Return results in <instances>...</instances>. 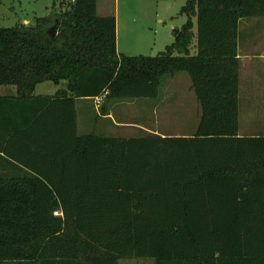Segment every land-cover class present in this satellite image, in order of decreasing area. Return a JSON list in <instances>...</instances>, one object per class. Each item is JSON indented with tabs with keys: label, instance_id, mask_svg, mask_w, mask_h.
Segmentation results:
<instances>
[{
	"label": "trees",
	"instance_id": "1",
	"mask_svg": "<svg viewBox=\"0 0 264 264\" xmlns=\"http://www.w3.org/2000/svg\"><path fill=\"white\" fill-rule=\"evenodd\" d=\"M59 5L0 26V86L17 92L0 98V264H264V136L237 135L238 24L264 0H186L154 57L118 54L95 0ZM180 72L200 109L191 136L78 135L76 99H155ZM46 81L66 88L33 96Z\"/></svg>",
	"mask_w": 264,
	"mask_h": 264
},
{
	"label": "rangeland",
	"instance_id": "2",
	"mask_svg": "<svg viewBox=\"0 0 264 264\" xmlns=\"http://www.w3.org/2000/svg\"><path fill=\"white\" fill-rule=\"evenodd\" d=\"M70 1V0H66ZM97 13L110 14L115 18L118 54L132 56H157L166 44L174 41V31L180 29L187 17L181 13L186 0H95ZM53 2L55 3L52 6ZM60 0H0V26L13 27L28 21L32 24L35 17H52L60 9ZM192 32L196 34V21L193 18ZM252 43L253 58H242L239 68L238 115L239 126L254 133H264V17L245 18L238 24V46ZM196 41L193 37L190 54H195ZM244 45V44H243ZM251 46V45H246ZM240 47V46H239ZM245 47V46H244ZM242 45L240 48H244ZM239 48V49H240ZM246 50L248 47L245 48ZM250 50V49H249ZM127 52V53H126ZM259 56L256 58L255 56ZM130 56V55H126ZM249 58L248 60H246ZM252 58V59H251ZM244 68V69H243ZM65 82L60 85L46 81L36 86L35 94L54 95L64 89ZM5 87V86H4ZM3 88L0 87V91ZM173 94H170V91ZM149 100V101H148ZM142 100H126L104 102L100 104L85 100L78 102V135L97 134L100 130L103 135L112 137H140L149 134L138 125H144L163 135H183L194 132V124L198 122L200 109L195 94L191 88L187 73L180 72L174 76L163 78L159 87L158 98ZM118 103L113 111L118 120H126L133 125V129L119 130L97 122L96 107L99 111L102 106ZM85 105V106H84ZM84 107V109H82ZM123 112L124 118L119 119ZM85 118V121L84 119ZM82 120V121H81ZM119 264H153L152 260H122Z\"/></svg>",
	"mask_w": 264,
	"mask_h": 264
},
{
	"label": "crops",
	"instance_id": "3",
	"mask_svg": "<svg viewBox=\"0 0 264 264\" xmlns=\"http://www.w3.org/2000/svg\"><path fill=\"white\" fill-rule=\"evenodd\" d=\"M96 14H97V16H99V17H107V16H111L110 14H102V15H99L98 13H97V6H96ZM36 18V17H35ZM241 20H243V19H241ZM241 20L239 21V26H240V22H241ZM26 23H29L28 21H26V20H23V22H22V24H26ZM241 43V41H239V46L241 47V45L244 47V48H240L238 45H237V59H238V63H239V68H241V66H242V58H245V57H252L253 58V56L254 55H252V54H254V49L253 48H255V45H253L252 43H247V44H245V43H243V44H240ZM171 44V43H170ZM170 44H166L165 46H164V49H165V47L166 46H168V45H170ZM237 44H238V41H237ZM246 45H251V46H246ZM246 47H248V49L246 50L245 48ZM240 48V49H239ZM164 49L162 50V51H164ZM250 49V50H249ZM116 52L118 53L119 51H118V43H117V38H116ZM127 53V52H126ZM126 55H130V56H132V54H126ZM125 55V56H126ZM137 56H139V55H137ZM140 56H143V55H140ZM256 58H258L259 56L257 55V56H255ZM251 58V59H252ZM260 58V60H264V54H262L261 53V57H259ZM249 58H247L246 60H248ZM244 69V68H243ZM238 74H239V70H238ZM240 80V79H239ZM60 85V84H59ZM58 86V85H57ZM0 87H2L3 88V90L2 91H0V98H9V97H15L16 96V88L14 87V86H0ZM65 88H66V86H65ZM64 88V89H65ZM35 90H36V88H35ZM35 90H34V92H33V96H54V95H47V94H35ZM61 90H63V89H61ZM58 92V91H57ZM172 92H175V91H170V94H173ZM238 93H240V92H238ZM158 95H159V91H158ZM158 98V96L155 98V99H153V100H151V101H154V100H156ZM95 99L96 98H91V99H89V98H82V99H76L75 100V110H76V123H77V127H78V107L76 106V104L78 103V102H83V101H85V100H89V101H93V102H96L95 101ZM142 100H148V99H142ZM149 101V100H148ZM101 102V101H100ZM105 102H107V101H105L104 100V102L103 103H105ZM118 103H116V104H112V105H110V106H102V108L100 109V111H99V107L97 106L96 108V111H95V113H96V121H95V123H96V127H97V122L100 124V123H103L104 125H102V126H105L106 127V125L108 126V127H113V128H116V129H119V130H125V129H133V128H137V127H134V126H136V125H133L132 123H130V122H128V121H126V120H118L117 121V119H116V116H115V112L113 111V108L117 105ZM5 105V106H4ZM4 105H3V103H0V115L1 114H3V111H4V107H6L7 106V103H4ZM85 106V105H84ZM82 109H84V107L82 108ZM124 115L125 114H123V112H121L120 114H119V116H121V117H119V119H123L124 118ZM84 119V121H85V118H83ZM82 121V120H81ZM196 125H197V123L196 124H194V130H195V127H196ZM139 127L138 128H140V129H142L143 131H145V132H147L149 135H157V136H168V135H163V134H161V133H158V132H155V131H153V130H151L150 128H148V127H146V126H144V125H138ZM100 130H101V128H99ZM100 130H96L95 129V131H96V133L97 134H95V135H99V136H106V137H112V136H109V135H103L102 134V132H100ZM194 133V132H193ZM192 133V134H193ZM192 134H183V135H180V134H177V135H171V136H177V137H188V136H191ZM237 135L239 136V137H254V136H264V133L263 134H261V133H252V132H250L249 133V130L248 129H245L244 127H243V129L239 126V115H238V130H237ZM119 138H128V137H125V136H119Z\"/></svg>",
	"mask_w": 264,
	"mask_h": 264
},
{
	"label": "water",
	"instance_id": "4",
	"mask_svg": "<svg viewBox=\"0 0 264 264\" xmlns=\"http://www.w3.org/2000/svg\"><path fill=\"white\" fill-rule=\"evenodd\" d=\"M56 25H52L48 30L47 34L53 39L55 37Z\"/></svg>",
	"mask_w": 264,
	"mask_h": 264
},
{
	"label": "built area",
	"instance_id": "5",
	"mask_svg": "<svg viewBox=\"0 0 264 264\" xmlns=\"http://www.w3.org/2000/svg\"><path fill=\"white\" fill-rule=\"evenodd\" d=\"M105 94L103 96L96 97L95 101H96L97 104H100V101H101L102 97L104 98Z\"/></svg>",
	"mask_w": 264,
	"mask_h": 264
}]
</instances>
